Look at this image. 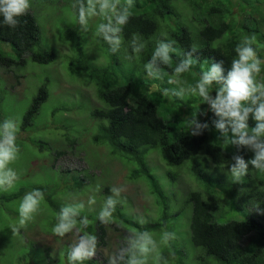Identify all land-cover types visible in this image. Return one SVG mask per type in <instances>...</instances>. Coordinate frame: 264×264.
Listing matches in <instances>:
<instances>
[{
	"label": "trees",
	"instance_id": "trees-1",
	"mask_svg": "<svg viewBox=\"0 0 264 264\" xmlns=\"http://www.w3.org/2000/svg\"><path fill=\"white\" fill-rule=\"evenodd\" d=\"M32 8L31 4L27 15L19 17L20 25L15 29L0 23V67L5 71L24 66L27 59L49 63L56 58V52L46 47L41 39V28L30 11ZM131 13L121 33L122 43L114 54L109 51L107 43L100 40L109 56L105 65L86 61L76 32L79 23L69 26L66 33L69 41L78 47V71H87L88 81L95 87V97L103 102L102 106L94 104L90 112L93 119L100 120L98 132L93 135L94 142H106L110 146V154L128 166V178L143 181L158 197L163 204V214L159 219H148L147 223L139 224L135 214L118 207V203L112 223L101 224L94 209L82 210L78 220L87 217L96 221L95 225L89 224L87 231L97 236V246L105 242L108 227L121 231L123 239L116 254L129 249L130 241L139 232L171 231L167 208L174 200L146 160L148 149L156 148L168 165L182 167V177L191 174L203 186V191H188L194 188L189 183L185 184V189L180 188L185 194V205L191 209L188 236L192 245L189 251L195 254L197 264H210L211 260L214 261L212 264H264V171L249 165L248 174L240 184L229 181L226 173V168L235 163L234 156L247 161L253 156L252 150L227 145L214 124L220 118L209 105L202 104L198 95L186 93L180 99L164 93V89L194 86L200 72L206 70L212 60H224L227 70L235 58V46L245 36L255 35L254 47L263 59L264 0H134ZM240 14L243 15L241 19ZM2 19L0 17V21ZM134 37L145 45L139 54L131 51ZM163 38L175 41L172 46L177 49L170 53L173 56L171 65L163 69L169 76H174L176 64L185 58L190 48L198 51L192 55L199 59V63L183 73L176 84L168 83L167 76L164 79L151 78L144 70L157 42ZM126 62L130 65L125 66ZM69 63L72 64L73 59ZM257 79L264 81V65ZM215 87L214 83L210 95H215ZM47 97L48 90L43 84L23 114L21 129L31 124ZM199 109L205 110L206 114L201 115L197 112ZM195 113L196 121L207 123V129L196 130L192 125L188 130L187 122ZM248 124L253 127L255 121L250 118ZM193 130L196 135H190ZM228 136L231 137L230 129ZM65 153L66 150L56 151L55 159ZM188 159L191 162L183 167ZM167 175L175 180L179 171L168 170ZM192 176L190 179L196 181ZM86 182L85 176L75 177L70 185L81 189ZM34 187L45 193L44 188ZM21 191L10 197L18 196ZM105 191L110 193V188L107 186ZM170 192L176 194L174 188ZM180 212L176 210L171 215L179 217ZM43 252L48 255L50 249L45 248ZM171 253L177 257V264H186L184 258L189 253L181 246L172 244ZM167 254L163 251L161 259ZM127 259L128 253H125L124 261L119 264H124ZM49 262L52 263L53 259ZM84 263L93 264L90 260Z\"/></svg>",
	"mask_w": 264,
	"mask_h": 264
},
{
	"label": "rangeland",
	"instance_id": "rangeland-1",
	"mask_svg": "<svg viewBox=\"0 0 264 264\" xmlns=\"http://www.w3.org/2000/svg\"><path fill=\"white\" fill-rule=\"evenodd\" d=\"M59 1L30 0L33 7L30 11L41 28V39L46 47L56 52V58L49 63L27 59L24 66L9 71L0 67V122L7 118L17 122L19 131L16 143L20 148L19 158L10 165L19 179L12 189L0 191V264H67L71 246L76 243L78 233L83 234L85 230L80 227L77 216L76 230L63 238L54 235L52 229L61 207L83 203V210L94 209L97 216L106 198L112 195L113 187L123 189L119 197H114L118 198V207L135 214L139 221L159 219L163 214V204L150 188L141 180L128 178V166L110 154L111 149L106 142L93 140L100 120L93 119L90 112L94 104L102 106L103 102L95 97V87L88 81L87 71H78V47L67 38L66 29L78 25L72 7L74 0ZM121 3L123 5V0ZM242 16L240 14L239 18ZM102 21V17H92L87 32L82 31L81 27L76 32L86 61L105 65L109 62V56L95 34L97 25ZM72 59L73 63L70 64ZM129 65V62L125 63V66ZM43 84L47 87L48 97L31 124L21 129L23 114ZM58 150H66V153L55 159ZM146 160L174 200L167 213L171 232L176 234V239L167 246L160 241L165 230L149 231L157 247L149 255L148 264H177V257L171 253L172 244L181 246L189 253L184 258L186 264H197L195 254L189 251L192 245L188 236L191 209L185 205V194L180 188L185 189V184L189 183L194 188L188 191H203V186L191 174L182 177V167L168 165L156 148L148 149ZM190 162L188 159L183 167ZM168 170H178L179 177L172 180L167 175ZM226 173L230 176L229 168ZM83 176L87 182L81 189L70 185L73 178ZM190 176L197 182L191 180ZM34 186L45 189L40 210L27 227L15 235L11 227L18 224L19 204L27 192L35 189ZM107 186L110 193L105 191ZM173 188L176 192L174 195L170 192ZM20 189L22 191L18 196L10 197ZM90 196L95 197V204L88 203ZM176 210L182 211L179 217L171 215ZM88 221L90 225L96 224L92 218H88ZM120 232L108 227L105 242L97 246L96 254L90 260L93 264H107L108 258L118 252V244L123 239ZM45 248L50 249L48 255L43 252ZM163 251L168 253L167 256L157 260L156 257ZM50 259H53L52 263ZM211 261L210 264L214 263Z\"/></svg>",
	"mask_w": 264,
	"mask_h": 264
},
{
	"label": "clouds",
	"instance_id": "clouds-1",
	"mask_svg": "<svg viewBox=\"0 0 264 264\" xmlns=\"http://www.w3.org/2000/svg\"><path fill=\"white\" fill-rule=\"evenodd\" d=\"M75 0L73 9L76 12L77 21L81 30L87 32L89 20L92 17H102L103 22L96 27L95 34L98 39L104 41L109 46V51L115 53L122 43V31L128 24L132 16L131 8L134 0ZM31 8L30 0H0V17L3 25L15 29L20 25L19 17L27 15ZM255 35L245 36L235 46V58L231 61V66L226 70L224 60H212L206 70H202L199 79L194 86L189 89H164V93L171 94L182 99L186 93L198 95L202 104H207L210 109L220 119L214 121L215 127L221 131L223 139L228 144L245 146L252 150L253 156L245 160L240 156H234L235 163L229 168V181L240 184L242 178L248 174L249 165L264 171V81L258 80L262 72V60L254 47ZM167 41V42H166ZM173 40L163 38L156 44L151 58L144 65L147 75L154 79H164L168 77V83H178L179 77L192 69L199 63V59L192 53L198 52L195 48H190L185 54V58L180 60L174 68V76H169L163 71L171 65L173 56L177 49L172 45ZM145 45L138 38L131 41V51L139 54ZM215 83V95H210ZM201 115H205V110L199 109ZM196 112V113H197ZM196 113L187 122L188 130L195 125V129H207V123L200 124L196 121ZM255 121L253 127H249L248 120ZM229 129L231 137L228 136ZM196 130L190 131V135H196ZM19 128L15 120L11 118L0 122V191L12 189L19 179L15 170L10 167L18 158L20 148L16 143ZM227 169V168H226ZM228 174V173H227ZM123 189L113 187L112 195H109L100 211L97 220L101 224L112 223V217L118 204L117 199ZM44 194L39 189L27 192L18 207V224L11 227L12 233L19 235L20 229L27 227L35 215L40 210L41 201ZM89 204H95L94 196L88 199ZM84 204H69L61 207L56 216V223L52 232L54 235L63 238L66 234L73 232L77 228V216L83 210ZM257 211H260L257 206ZM80 227L85 231L78 233V239L67 254V264H84L85 261L94 258L99 243L97 236L87 232L89 221L87 217L79 220ZM139 224L147 223L145 220L138 221ZM176 239L174 232L165 230L160 236L163 245L170 246ZM157 244L153 236L148 231L139 232L138 236L130 241L129 249H122L119 253L111 255L107 264H119L124 261L125 253L128 259L124 264H148L149 255L156 249ZM161 259L160 256L156 257Z\"/></svg>",
	"mask_w": 264,
	"mask_h": 264
}]
</instances>
